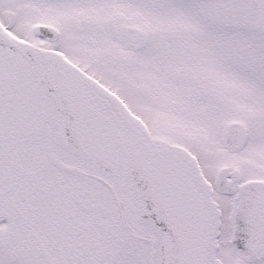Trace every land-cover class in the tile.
Returning <instances> with one entry per match:
<instances>
[{
	"label": "snow or ice",
	"instance_id": "1",
	"mask_svg": "<svg viewBox=\"0 0 264 264\" xmlns=\"http://www.w3.org/2000/svg\"><path fill=\"white\" fill-rule=\"evenodd\" d=\"M0 264H264V0H0Z\"/></svg>",
	"mask_w": 264,
	"mask_h": 264
}]
</instances>
